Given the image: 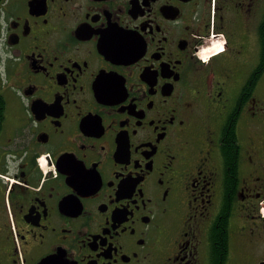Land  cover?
<instances>
[{"label":"flooded vegetation","instance_id":"obj_1","mask_svg":"<svg viewBox=\"0 0 264 264\" xmlns=\"http://www.w3.org/2000/svg\"><path fill=\"white\" fill-rule=\"evenodd\" d=\"M263 210L264 0H0V264H264Z\"/></svg>","mask_w":264,"mask_h":264}]
</instances>
